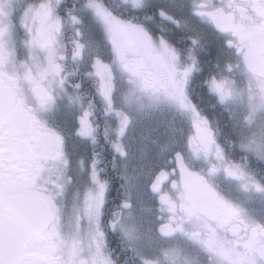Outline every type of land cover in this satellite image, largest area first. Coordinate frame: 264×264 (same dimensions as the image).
<instances>
[{"label":"snow or ice","instance_id":"obj_1","mask_svg":"<svg viewBox=\"0 0 264 264\" xmlns=\"http://www.w3.org/2000/svg\"><path fill=\"white\" fill-rule=\"evenodd\" d=\"M0 264H264V0H0Z\"/></svg>","mask_w":264,"mask_h":264}]
</instances>
